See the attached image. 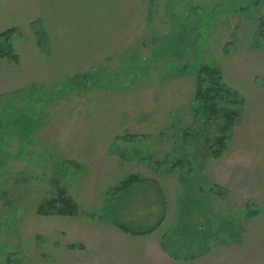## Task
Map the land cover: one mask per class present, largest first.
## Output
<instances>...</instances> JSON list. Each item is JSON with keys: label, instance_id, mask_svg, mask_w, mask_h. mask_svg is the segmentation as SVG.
I'll list each match as a JSON object with an SVG mask.
<instances>
[{"label": "rangeland", "instance_id": "obj_1", "mask_svg": "<svg viewBox=\"0 0 264 264\" xmlns=\"http://www.w3.org/2000/svg\"><path fill=\"white\" fill-rule=\"evenodd\" d=\"M263 17L264 0H0V264L86 255L83 222L142 182L174 257L264 264ZM203 66L242 100L225 132L195 101ZM61 196L76 214L43 215Z\"/></svg>", "mask_w": 264, "mask_h": 264}, {"label": "crops", "instance_id": "obj_2", "mask_svg": "<svg viewBox=\"0 0 264 264\" xmlns=\"http://www.w3.org/2000/svg\"><path fill=\"white\" fill-rule=\"evenodd\" d=\"M131 58L134 59V56ZM137 123L138 125H135V128H141L148 124L146 121ZM171 173V171H168L164 175H170ZM123 181L125 180L119 183L121 184ZM137 185H140V187H135V185L125 195H117L113 199L116 204L113 203L111 207L114 208L115 220L92 218L83 222L84 227L82 230H87L82 231L78 239L80 244L87 246H85L87 249L86 255L82 251L78 253L67 249L60 253L63 255L64 261L57 260L61 257L56 255L55 257L54 255H47L45 256L46 260L40 264H205L204 261L212 254L211 252L206 253V256L200 260L179 259L166 249L163 241L155 235L156 232L153 231L145 235H132L124 232L113 223V221H117L137 230L154 229L163 223L160 221H162L166 208L169 207L168 200L166 201L165 197L161 195V190L156 188V184L142 182ZM133 192L137 195L131 197L130 194ZM139 196L143 198V202H137ZM138 204L141 205L136 207ZM221 250L227 251L225 248H219L214 252L218 253ZM217 264H226V261Z\"/></svg>", "mask_w": 264, "mask_h": 264}, {"label": "trees", "instance_id": "obj_3", "mask_svg": "<svg viewBox=\"0 0 264 264\" xmlns=\"http://www.w3.org/2000/svg\"><path fill=\"white\" fill-rule=\"evenodd\" d=\"M258 30L264 36V17L259 19ZM14 31V30H13ZM10 32L12 30L7 31L4 34L0 35V38H5L7 40L10 36ZM3 40V39H2ZM6 42V41H4ZM223 71L220 68H215L211 66H203L196 77V87H195V101L201 104V110H204V116H209L211 119L213 116L218 117L221 115V110L223 111L222 119L220 121L223 123L225 129H219L222 132H225L230 126L234 125L237 119L238 111L228 110L226 106H222L221 104H229V105H242V100L238 99V94L232 92L230 88H228L223 82ZM221 106V109L219 108ZM199 108V106H198ZM196 108V109H198ZM195 109V110H196ZM217 118V119H218ZM222 128V127H221ZM223 140L219 143H223ZM214 153L213 156L217 157L218 153ZM210 153V154H211ZM172 171V170H171ZM142 179L138 175H130L123 183H121V189L124 187H129ZM66 197V195H65ZM64 196H61V205L56 204V201H49V203H45L43 205V215L49 216L54 214L60 215H74L76 214L77 204L71 200L65 199ZM55 202V203H54ZM40 208V207H39ZM62 208V209H61ZM63 210V211H60ZM38 213H41L38 212ZM113 214V212H112ZM114 219V215L112 217ZM113 223L118 226L121 230L128 234L132 235H145L152 233L156 228L150 230H137L131 227H127L117 221H113ZM134 229V230H133ZM69 249H83L82 245L73 246L70 245Z\"/></svg>", "mask_w": 264, "mask_h": 264}]
</instances>
